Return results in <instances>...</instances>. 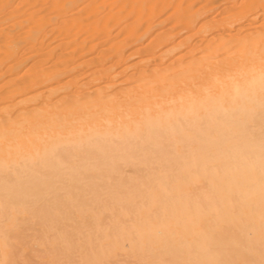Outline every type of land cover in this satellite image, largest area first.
I'll use <instances>...</instances> for the list:
<instances>
[{
    "label": "bare ground",
    "instance_id": "obj_1",
    "mask_svg": "<svg viewBox=\"0 0 264 264\" xmlns=\"http://www.w3.org/2000/svg\"><path fill=\"white\" fill-rule=\"evenodd\" d=\"M0 264H264V0H0Z\"/></svg>",
    "mask_w": 264,
    "mask_h": 264
}]
</instances>
